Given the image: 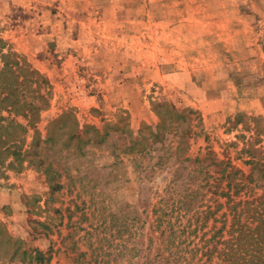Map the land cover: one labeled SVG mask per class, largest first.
I'll list each match as a JSON object with an SVG mask.
<instances>
[{"label":"rangeland","instance_id":"rangeland-1","mask_svg":"<svg viewBox=\"0 0 264 264\" xmlns=\"http://www.w3.org/2000/svg\"><path fill=\"white\" fill-rule=\"evenodd\" d=\"M0 52L47 79L36 128L55 140L12 164L0 137V264H35L18 243L47 264H126V219L145 248L177 168L207 155L247 175L249 144L264 163V0H0ZM165 102L189 121L126 154Z\"/></svg>","mask_w":264,"mask_h":264},{"label":"trees","instance_id":"trees-1","mask_svg":"<svg viewBox=\"0 0 264 264\" xmlns=\"http://www.w3.org/2000/svg\"><path fill=\"white\" fill-rule=\"evenodd\" d=\"M0 57L3 60L0 132L4 133L0 137L5 144L3 151L11 155L13 164V161L26 160L30 155L36 158L41 142H55L49 129L46 136L40 138L36 128L47 106L49 83L28 61L20 62L15 54L0 52ZM27 93L30 94L28 100ZM155 109L159 123L148 128V137L140 132L131 139L125 148L126 154L135 156L149 152V139L155 141L172 128L179 130L182 123L190 119L166 102L156 104ZM2 112L7 116H2ZM193 113L187 111V114ZM57 123L58 120L52 121L50 125ZM173 123L176 127H171ZM234 123H238L237 119ZM30 130L33 136L29 150L22 151L19 134L26 135ZM86 131H77L69 138L81 142V135ZM93 131L98 133L96 129ZM191 133L190 129L180 132L175 153L181 151V140ZM241 152L249 157L245 162L250 165L247 175L229 160L217 161L207 155L193 161L186 158L194 169L186 176L181 172L187 167L180 166L175 170L168 187L169 196L161 198L152 208V232L157 236L148 238L145 248L136 246L140 233L135 223L126 219V264H136L135 260L138 264H264V192L257 193L262 187L258 182H264V163L257 155L259 150L251 144ZM18 244L20 254L24 258L28 256L35 264H47L52 259L50 248L43 252L20 249Z\"/></svg>","mask_w":264,"mask_h":264}]
</instances>
